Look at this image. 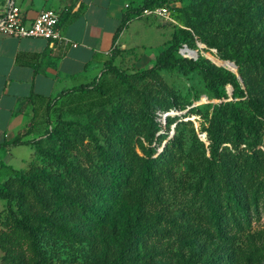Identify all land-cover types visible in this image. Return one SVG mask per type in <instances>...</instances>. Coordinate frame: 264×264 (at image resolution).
I'll list each match as a JSON object with an SVG mask.
<instances>
[{"label": "rangeland", "instance_id": "obj_1", "mask_svg": "<svg viewBox=\"0 0 264 264\" xmlns=\"http://www.w3.org/2000/svg\"><path fill=\"white\" fill-rule=\"evenodd\" d=\"M141 2L133 0L134 6ZM153 6L168 8L167 17L154 13L143 15L142 12L135 15L137 19H149L150 25L158 29L142 30L141 22H136L130 31L134 40L145 42L146 52H158L169 44L174 31L188 30L190 34L178 45L176 56L191 58L207 68L222 94L221 98L214 95L198 69H164L153 77H133L132 73L155 62V58H149L141 47L145 44L129 46L136 49L118 54L117 65L126 72L124 80L115 72L105 71L108 93L119 95L132 117L130 128L119 132L118 140L112 141L120 160L131 167L127 191L137 190L140 186L141 157L145 153L142 142L146 144L144 132L149 124L141 110L149 108V114L162 126L166 135L161 150L168 140L173 142L169 166L171 180L166 184L167 192L162 200L152 207L113 208L103 219L91 214L86 220L77 207L59 198L50 200L42 210L31 209L28 204L20 207L17 203V211L42 226L39 245L53 264L111 261L125 249V225L134 217L147 230L140 234L127 264H264L262 202L258 207L250 205L249 220L243 228L231 230L237 241L234 250L222 258L219 240L197 231L208 221L201 216L200 203L195 197L203 189L206 166L219 156L229 165L239 168L237 187L248 203L252 201V187L255 186L251 159L260 182L264 184L263 116L257 117L255 132L244 131L238 136L228 123L224 124L215 152L211 147L210 131L211 117L219 101L232 99L234 79L243 95L237 99L252 95L264 101V67L256 61L264 62V0H154ZM106 95L91 91L66 95L56 101L52 99L49 109L31 127L33 137H45L43 145L50 147L52 142L47 141L46 132L66 120L91 123L95 118L100 124L106 117L105 106L102 105ZM193 105L197 109L191 111ZM113 130L112 127L102 131L97 129L101 137L99 143L108 146L103 138L110 136ZM87 142L82 148L64 152V157L58 162L33 147L31 152L27 150L24 153L22 160L9 164L11 168L1 170L0 181L29 169L54 173L65 178L68 188L86 203L95 202V197L85 188L84 177H98L100 147L89 143V136L85 135L83 144ZM224 174L220 168L218 175ZM96 204L98 209H102L100 202ZM6 214V200L0 199V219H4ZM155 217L159 218L158 230L151 228L157 220ZM229 217L232 219L234 216ZM64 227L74 229L75 234H64ZM2 228L0 225V230ZM7 247L0 241V264H20L4 257ZM213 255L218 258L211 260Z\"/></svg>", "mask_w": 264, "mask_h": 264}, {"label": "trees", "instance_id": "obj_2", "mask_svg": "<svg viewBox=\"0 0 264 264\" xmlns=\"http://www.w3.org/2000/svg\"><path fill=\"white\" fill-rule=\"evenodd\" d=\"M154 0H142L140 5L132 6L129 4L123 22L115 36V42L121 30L127 26L130 19L141 13L145 8H152ZM190 34L188 30H176L172 33L169 44L159 50L155 56V62L152 66L136 71L131 75L135 78L142 79L153 77L160 70L164 69H198L204 76L209 89L218 98L222 97L215 83L214 77L210 71L200 65L199 62L188 58L176 56L180 42ZM134 51L135 47L121 48L115 45L112 54L105 63V67L100 76L91 82L62 90L53 98L72 95L76 93H88L91 91H99L107 94L106 100L103 102L105 106L106 117L99 124L93 118L91 123L84 120H66L60 126H54L46 132L47 141L51 143L50 147L43 145L44 138H28L24 139L23 135H18L12 140L6 141L0 146L29 144L31 148L47 154L58 162L64 157L66 151L82 148L88 144L84 143L85 135L89 136V143H94L100 147L99 160L100 173L96 179L85 178V188L95 197V202L86 203L82 197L78 196L68 188V182L65 178L59 177L58 174L40 172L29 169L24 173H17L15 176L10 175L4 181H0V199L6 200V217L0 219V241L8 245L5 258L15 260L20 264H53L50 257L46 256L40 248L39 239L42 234V226L34 224L32 220L20 215L17 211L16 204L20 207L28 204L29 208L45 209L48 202L54 198H59L73 207H77L79 212L89 219L91 214L103 219L113 208H127L130 206L152 207L160 203L164 194L167 192V182L171 180L169 166L172 163L171 150L173 142L168 140L165 148L161 150L160 146L165 137L162 126L157 119L149 114V108L141 110L146 114L145 119L148 120V126L144 135L146 144L142 142L144 155L141 157L142 169L140 170V186L137 190L127 191L128 179L131 173V167L120 160L118 150L112 146V141L116 142L119 138V132L125 131L131 126L132 117L127 107L124 106L119 95L108 93L106 83V72H115L117 77L123 80L126 72L121 70L117 65V56L125 50ZM264 67V62L256 59ZM234 90L231 100H221L217 104L215 111L211 117V147L213 152L216 150V143L221 140L222 128L224 124H229L233 133L239 135L241 132H255V124L258 116L264 117V101L255 96L247 95L243 99L237 97L243 96L240 91L239 83L234 79ZM106 105L105 103H108ZM50 105H48L49 109ZM197 108L193 105L191 111ZM113 128V132L108 137H104L108 146L99 143L97 129ZM218 155V154H217ZM255 160V159H254ZM252 177L255 186L252 187V201L248 203L246 198L240 194L237 187V176L240 172L239 168L232 164L229 165L220 158L213 159L206 166V173L203 179V189L198 192L195 197L199 200L202 217H205L208 224L200 225L197 231L206 233L210 238H216L221 243L222 255L225 257L234 250V244L237 241L235 233H230L233 228H243L245 222L249 220L248 213L251 204L258 207L262 202L264 204V184L260 182L259 176L256 174L254 161L251 159ZM11 168L9 164H2L1 170ZM220 168L225 172L224 175H218ZM20 185V188L18 187ZM194 197V198H195ZM96 202H100L102 209H98ZM229 216H234L230 219ZM157 218V217H155ZM158 230L160 228L159 218L154 220L153 226ZM147 228H143L137 217L127 225H125V249L114 257L111 261H92L85 264H127L131 258L130 253L134 250L140 234L145 233ZM62 232L66 235L75 234L74 229L64 227ZM218 256H211V260Z\"/></svg>", "mask_w": 264, "mask_h": 264}, {"label": "crops", "instance_id": "obj_3", "mask_svg": "<svg viewBox=\"0 0 264 264\" xmlns=\"http://www.w3.org/2000/svg\"><path fill=\"white\" fill-rule=\"evenodd\" d=\"M14 1L27 22L43 9L59 10L60 28L68 40H55L52 45L43 37L0 33V144L18 135L33 138L31 127L46 113L51 100L64 89L100 76L115 45L145 44L130 33L134 23L140 21L142 30L158 29L149 19L132 18L115 42L126 4L134 6L133 0ZM141 47L146 52L147 44ZM158 52L145 54L155 58ZM27 150H32L29 144L0 146V166L19 162Z\"/></svg>", "mask_w": 264, "mask_h": 264}, {"label": "built area", "instance_id": "obj_4", "mask_svg": "<svg viewBox=\"0 0 264 264\" xmlns=\"http://www.w3.org/2000/svg\"><path fill=\"white\" fill-rule=\"evenodd\" d=\"M129 7V4H126ZM166 7L145 8L143 15H163L167 17ZM61 12L53 8L41 10L36 17L27 22L22 10L14 0L0 2V33L15 37H43L53 45L55 40H68L60 28ZM75 45V44H74Z\"/></svg>", "mask_w": 264, "mask_h": 264}]
</instances>
